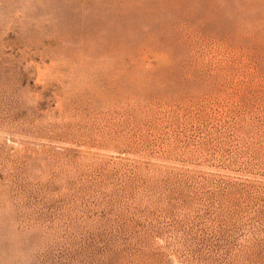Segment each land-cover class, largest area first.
Listing matches in <instances>:
<instances>
[{"label":"rangeland","instance_id":"374dc122","mask_svg":"<svg viewBox=\"0 0 264 264\" xmlns=\"http://www.w3.org/2000/svg\"><path fill=\"white\" fill-rule=\"evenodd\" d=\"M0 264H264V0H0Z\"/></svg>","mask_w":264,"mask_h":264}]
</instances>
